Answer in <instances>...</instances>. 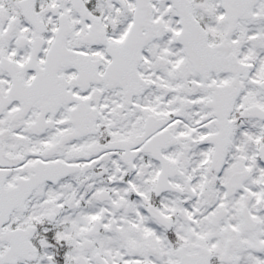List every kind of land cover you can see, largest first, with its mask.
<instances>
[{
  "label": "snow or ice",
  "instance_id": "obj_1",
  "mask_svg": "<svg viewBox=\"0 0 264 264\" xmlns=\"http://www.w3.org/2000/svg\"><path fill=\"white\" fill-rule=\"evenodd\" d=\"M0 264H264V0H0Z\"/></svg>",
  "mask_w": 264,
  "mask_h": 264
}]
</instances>
